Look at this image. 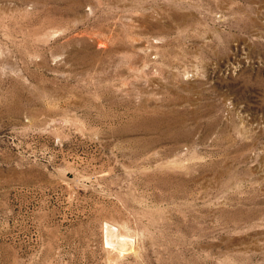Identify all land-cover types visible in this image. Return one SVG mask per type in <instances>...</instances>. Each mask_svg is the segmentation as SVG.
Returning <instances> with one entry per match:
<instances>
[{
  "label": "rangeland",
  "instance_id": "rangeland-1",
  "mask_svg": "<svg viewBox=\"0 0 264 264\" xmlns=\"http://www.w3.org/2000/svg\"><path fill=\"white\" fill-rule=\"evenodd\" d=\"M0 264H264V0H0Z\"/></svg>",
  "mask_w": 264,
  "mask_h": 264
}]
</instances>
